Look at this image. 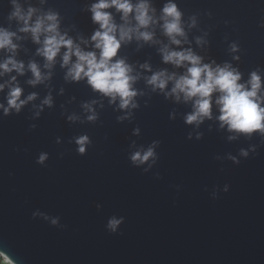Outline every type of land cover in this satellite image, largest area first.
<instances>
[{
	"label": "water",
	"instance_id": "water-1",
	"mask_svg": "<svg viewBox=\"0 0 264 264\" xmlns=\"http://www.w3.org/2000/svg\"><path fill=\"white\" fill-rule=\"evenodd\" d=\"M93 2L19 0L25 10L31 6L40 13L58 12L61 31L77 43L81 37L90 40L98 27L87 10ZM166 2L151 0L157 16ZM175 2L184 13L189 43L170 44L155 25V42L133 39L118 52L132 65L133 74L140 75L134 86L142 93L132 117L120 122L117 117L126 111L118 108L119 102L109 103L86 80H66L67 68L59 56L53 68H44L45 58L37 54L41 45L9 19L12 0H0V27L22 37L14 41L19 45L15 58L25 64L24 75L6 73L0 83L16 76L22 98L37 93L19 114L13 110L5 116L0 110V246L24 264H264V137L229 140L236 134L222 129L216 119H206L199 128L188 125L184 116L192 111L191 102L154 92L145 79L161 70L185 71L163 61L160 48L165 45L191 48L205 63L231 62L243 80L257 69L264 76V0ZM193 16L196 26L188 27ZM116 20L120 22L119 14ZM197 37L206 42L197 44ZM233 42L239 44L238 53L230 51ZM81 47L92 50L90 44ZM9 55L0 51V62ZM234 55L240 59L234 60ZM33 61L43 73L51 72L50 79L36 86L28 83L32 73L27 65ZM145 63L151 71L141 68ZM171 87L170 83L167 90ZM7 92L0 91L5 105ZM49 94L53 106L45 105L36 117ZM93 100L99 118L89 122L83 105ZM213 112L219 115L215 107ZM73 114L80 119L69 121ZM31 124L37 127L31 129ZM136 127L141 129L139 136L133 135ZM197 133L203 134L199 140ZM83 134L92 140L86 155L70 143ZM154 140L161 141L157 164L148 172L143 170L147 165L133 166V141L146 148ZM251 145L259 146L257 152L240 156V150ZM41 152L49 153L46 166L36 163ZM230 155L241 162L235 164ZM226 184L228 192L223 191ZM97 204L102 207L97 209ZM37 211L60 217L59 225L33 218ZM113 215L125 218L118 233L106 228Z\"/></svg>",
	"mask_w": 264,
	"mask_h": 264
},
{
	"label": "clouds",
	"instance_id": "clouds-1",
	"mask_svg": "<svg viewBox=\"0 0 264 264\" xmlns=\"http://www.w3.org/2000/svg\"><path fill=\"white\" fill-rule=\"evenodd\" d=\"M12 4L13 11L9 19H14L22 25L18 29L20 33H29L33 42L41 45L37 54L45 58L44 68H53L59 56L62 61L61 66L67 68L66 80L73 82L86 80L93 91L109 98V103L119 102L118 108L126 111V115L117 117L120 122L132 117V110L139 107L136 97L142 94L134 86L140 79V75L133 74L132 65L118 56L122 45L133 39L155 42V32L152 30L155 25H159L170 44L181 46L189 43L183 20L184 13L175 0H167L159 16L151 0H94L87 10L91 13L92 22L98 27L90 40L81 37L80 43L61 31L58 12L49 10L40 13L38 9L31 6L25 10L19 0H12ZM112 9H115V13L111 11ZM116 14H119V23L116 20ZM196 23V17L193 16L188 27H195ZM260 27L264 28V22L260 24ZM21 38L17 32L0 27V51L11 54L0 62V77L13 71L19 75L25 74V64L15 58L19 45L14 41ZM196 42L203 45L206 41L197 37ZM81 44H90L92 50H85ZM62 49H64L63 52ZM230 51L238 53L239 44L233 42L230 45ZM160 52L165 63L184 68L185 71L183 74L169 73L167 70L157 71L145 78L146 83L154 92L159 90L166 97L174 96L176 102L181 100L185 103L191 102L192 111L184 116L186 124L199 128L206 119H216L222 129L226 128L229 133L236 134L230 135L229 140H235L241 135L248 138L253 135L264 137V76L260 69L251 71L248 79L243 80V73L231 62L217 64L213 60L211 63H205L204 58L191 48L177 50L165 45L160 48ZM233 59L238 61L240 56L234 55ZM141 68L151 71V66L147 63L141 65ZM27 70L32 73V79L28 81L32 86L51 78V72L43 73L34 61L27 65ZM170 83L172 87L168 91ZM5 88L8 89L7 105L0 103V110L5 116L11 115L13 110L19 114L25 105L37 99V93H31L26 98H22L24 90L17 82L16 76H12L10 81L0 83V91H4ZM96 103L97 101L93 100L83 105L85 112L89 113L87 115L89 122H95L99 118L93 107ZM45 105L53 106L51 94L38 106L36 117L40 116ZM101 107H103L102 104ZM214 107L219 111L218 116H214ZM171 118L175 119V113ZM67 119L75 122L80 118L73 114ZM36 127V124L30 125L31 129ZM140 133L139 127L133 131V135L139 136ZM192 135L191 132L188 134L189 140L192 139ZM202 135L197 133L196 139H201ZM56 142L61 143L60 138H57ZM72 142L77 146L76 151L80 155H86L88 147L92 144L87 134L74 137L70 143ZM160 144V140H154L145 148L137 147L136 142L133 141L132 148L136 150L129 154L132 165L135 167L147 165L143 170L145 172L151 170L159 160L156 149ZM258 147L251 145L249 149H241L240 156L248 158L251 153L257 152ZM60 155L62 158L63 153ZM229 159L235 164L241 162L236 156L230 155ZM48 160L49 153L41 152L36 163L46 166ZM229 188L230 186L226 184L223 191L228 192ZM213 198H217L216 193H213ZM96 207L100 209L102 205L97 204ZM37 216L49 220L53 226H58L60 223V217H49L39 211L33 213V218ZM124 221L123 216L113 215L108 219L106 228L110 233H118ZM0 264H24V261L6 251L5 246H0Z\"/></svg>",
	"mask_w": 264,
	"mask_h": 264
}]
</instances>
